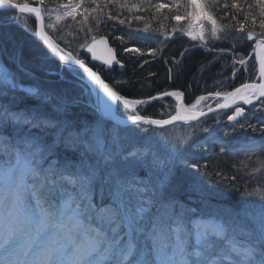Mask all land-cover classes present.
I'll use <instances>...</instances> for the list:
<instances>
[{"label": "snow or ice", "instance_id": "6c2138e0", "mask_svg": "<svg viewBox=\"0 0 264 264\" xmlns=\"http://www.w3.org/2000/svg\"><path fill=\"white\" fill-rule=\"evenodd\" d=\"M85 2L67 0L61 7L62 15L57 13L55 20L61 21L65 17L75 20L78 15L88 19L92 15L97 25L103 23L106 27L112 23L113 26H125L129 35L139 31L133 28V22H144L143 14L133 10H141L146 0L136 3L130 0H87V7L84 6ZM37 3L39 6L19 0H0V7L34 14L35 19L41 22L35 35L42 40L43 45L60 61L68 62L69 67L72 63L78 65L82 75L103 90L108 100L101 99L99 103L105 113H111L113 109L109 100L118 102L131 112L128 119L133 125L164 128L175 122L198 121L209 113H218L234 106L231 114L226 115L233 130L239 128L264 133V120L251 122L246 109L238 103L251 105L256 101L261 106L257 111L264 112V0H253L248 5L249 8L258 9L260 18L261 31L255 37L253 49V59L259 61L258 82H242L231 91H208L207 95L196 96L195 103L187 106L181 103L185 96L181 90H160L146 98H129L121 91L114 90L86 59H78L74 51H65L53 42L43 24V13L48 11L45 0H37ZM188 3L191 4V11H186L184 17L180 14L170 17L176 22L170 31L165 29L161 34L159 29L156 30V40L161 44L178 38L177 34L183 32V26L180 25L182 19H186L189 24L187 37L192 42H200L205 48L213 40L232 39L239 45L253 39L254 31L246 30L243 22H239L238 29L233 31L227 28L221 31L218 28L217 19L211 10L218 7L219 0H210L211 10H205L203 0H188ZM112 5H118L128 14L120 18L118 14L108 11ZM153 7L156 13H160L169 9L170 5L155 3ZM171 7L178 13L179 0H173ZM229 7L239 10L240 4L233 0L230 6L225 4L220 11L226 13ZM249 15L255 25L256 16ZM231 18L235 19V16ZM161 35L164 39H161ZM119 39L123 41V36ZM106 40V35L91 36L85 47L87 53L92 54V61L101 59L96 56L97 44L105 45ZM135 43V40L129 41L133 46L123 45L121 51L143 57L145 53L142 47L134 46ZM195 46L193 43L192 47L178 53L180 59L169 58L168 63L172 64L167 72L169 78H175L183 65V58ZM216 50L222 54L221 58L228 56L229 52L233 54L230 57L233 72L237 65L243 67L250 62L245 56L238 55L235 47ZM106 52L107 55L102 58L103 65L123 66L112 48L106 46ZM147 55L153 59L160 58L161 48L150 46ZM150 63L152 60L143 61V65ZM201 69L207 72L209 66L202 65ZM154 75L149 71V79ZM223 82L222 79L216 87H220ZM28 91L35 92L36 98L42 103L51 104L52 114H41L36 109L15 110L0 105V131L9 124L29 129L23 131V127H18L17 135L23 141L30 165L21 169L15 180L11 172L0 176V264H103L106 257L111 260V264H123L124 260H127V264H224L229 257L233 258L230 264H264V206L243 213L215 209L206 201L204 208L188 207L168 191L170 178L174 174L173 167L163 171L166 167L163 160L153 158L149 161L130 140L125 141L106 129L102 121L92 126L73 125L65 118L68 102L64 98L41 96L35 89ZM172 97L175 98L176 107L174 114H168L167 118L142 114L143 107ZM206 100L214 101L215 107L207 104V111L201 108V102ZM31 129L50 134V140L33 135ZM230 134L224 133L225 136ZM59 145L78 153V161L60 164L52 159ZM220 152L225 153L226 148L222 146ZM191 167L197 169L199 165L193 163ZM141 170H144L143 175ZM29 173L37 181L31 185L34 195L39 193L50 199L61 193L65 196L58 219L55 213L41 206L39 198L37 212L27 209L23 202V191L27 186L25 177ZM97 190L99 203L96 202ZM194 217L204 218L194 220ZM85 219L89 221L88 227L83 224ZM92 223L98 226L93 227ZM229 232H239L244 242L237 246L234 240L229 239ZM225 242L224 247H218V244Z\"/></svg>", "mask_w": 264, "mask_h": 264}, {"label": "trees", "instance_id": "16d2710c", "mask_svg": "<svg viewBox=\"0 0 264 264\" xmlns=\"http://www.w3.org/2000/svg\"><path fill=\"white\" fill-rule=\"evenodd\" d=\"M24 1L37 3V0H19V2ZM60 2H67V0H45V5H53ZM130 2L136 3L138 0H130ZM181 2L182 0H179V14H181L180 6L183 7L185 4V2ZM232 2L233 0H219L218 7L215 10H211L210 0L204 1L208 10H211L212 15L217 19L218 25L222 28L221 31L225 28L229 31L238 29L239 22H243L246 30L254 31V39L256 35H259L261 29L259 28L260 18L258 9L248 7L249 4L253 3V0H237L240 4L239 10L231 9L229 7L226 13L220 11L225 4L230 6ZM155 3H167L170 5V8L167 9L166 13H164L163 10L160 13H156L155 8L153 7ZM172 3L173 0H146L141 10H133L136 11L137 14H143L144 22H133V28L139 29V31L133 32L131 35L128 34L129 30L125 26H113L112 23H109L106 27L103 23L97 25L94 17L91 15L84 23L80 24L79 28L73 30L70 38H61L64 39L66 43L59 42V44L65 47V44L69 41L76 43V40L78 39L80 40V43H83L91 39L92 35H106L110 44L115 48L118 59L124 63V68L119 70L115 66L111 70H102V68H100V71L103 73L102 75L104 79L111 85V87L117 91H121L122 94L129 98L146 97L160 90L179 88L185 92L186 102L191 103L195 100V97L200 94L208 91L227 90L234 87V85L248 81L252 77L255 78L256 73L255 75H252L253 70L256 67L255 62L252 56L248 57L253 39L246 40L239 45L235 44L232 39L221 40L219 42L213 40L206 48L200 42H192L183 32L177 35L178 38L171 39L166 44H161L156 40L157 29H159L162 34L165 29L170 31L173 25L176 24V22L174 24L173 20L170 19L175 11V8L171 7ZM84 6H88L87 0ZM108 11L118 14L120 18H124L125 15L128 14L120 9L118 5H112ZM11 14L13 13L4 10L0 11V18H5ZM249 14L256 16L255 25L252 24L251 16ZM233 16H235V19L231 18ZM246 16L248 19H245ZM9 20L11 31L15 35V41H17L19 34L25 30L26 25L24 23L23 25L20 24L17 16L11 17ZM29 21L31 20L29 19ZM29 31L32 32V36L27 34L24 36H28L26 37V40L31 41L33 46L32 51L24 50L20 44H15V46L12 47L13 49H10V44L8 46V42H6L7 45L5 46L4 41H2L0 36L1 48L5 46L8 49L7 51L12 53V55L3 54V57H14V54H17L18 52L22 53L23 51L24 56L34 58L35 55L33 51L39 50L40 48L43 49V47L34 36V28L31 27ZM121 36H123V41L119 39ZM32 37L34 41L31 40ZM161 39H164L163 35H161ZM131 40L136 41L134 46L142 47L145 53L143 57L136 54H124L121 51L123 45L133 46L132 44H129V41ZM193 43H195L196 46L192 48V51L186 58H183V65L175 74V78H169L167 72L168 69L172 68V64L168 63L169 58L180 59L177 54L182 52L185 48L192 47ZM213 45H215V47H213ZM150 46H158L161 48L162 55L160 58L153 59L147 55V48ZM229 46L237 48L238 55L245 56L246 60L250 61L243 67L237 65L235 72H233L231 68L233 61L230 57H232L233 54L229 52L228 56L221 58L222 54L216 50L218 48H228ZM37 58L40 59L39 56H37ZM144 59L152 60V63L143 65ZM216 61L219 62L216 63ZM23 62L24 63L20 68L25 71V74H28L30 68L26 65L27 63L24 60ZM38 62L41 63V60ZM205 64L209 66L207 72L201 69V66ZM8 66L10 70L17 71V68L13 63L8 62ZM149 71L155 73L151 79H149L148 76ZM32 73H34V75H41L38 71H33ZM42 75V78L47 77L54 80L62 79L58 78V75L56 74L57 78L54 76L52 78L51 75L45 73ZM250 75L251 78H249ZM222 79L224 81L223 84L220 87H216ZM23 94L27 96V98H30L31 96V94L28 93ZM33 102L35 103L34 100ZM161 102H164V100L153 102L151 105H156ZM73 103V105L68 108L65 116L74 121H76L75 118H79L78 121L81 122L83 121L82 117H85L84 115L87 114L82 111L83 106L77 107L76 102ZM42 104L45 111H50L51 113V104H48L49 106L44 103ZM146 109L148 108L142 109V111L144 110L142 114L156 116L154 112ZM117 111L121 116L130 113L128 111H121L120 107ZM219 114L220 113H217L207 117L206 125L211 127L213 121L216 120ZM219 119L222 121L221 118ZM218 126L220 127L218 134H215L213 131L210 133L209 130L207 132L202 131L205 127L201 128L199 136L200 140L197 144H194L196 148L194 149L191 147V150H188L190 155L192 152H195V154L191 156V162L184 165L177 164L179 165V168L174 169V174L171 176L168 191L170 195L174 196L188 207H199L206 201L210 205L216 204L218 206H227L230 210L236 211L239 207V203L237 202V199L239 201V195L251 193L253 196L254 190L256 188H261V186L264 185V146L260 148L246 146L249 148L247 151L243 149L245 147L237 149L232 146L231 148H228L226 145H221V143L218 144L213 138L219 136L224 141V138L226 137L223 134L229 132L228 127L231 125L230 123H226V125L218 124ZM135 128L144 131L148 127L136 126ZM253 133H258V136L261 137L264 143V133L254 131ZM249 134L252 135L251 133ZM47 139L50 140V138ZM47 139L45 138L46 141ZM222 146L226 148L225 153L220 152ZM144 155L147 156L149 161L153 160V158H149L148 152ZM76 158L79 159L78 153L65 148L63 145H59L56 148L55 155L52 157V159L60 164H64L70 159ZM193 163L198 164L199 167L193 169L191 167V164ZM46 166L44 167L46 168ZM69 171H71V169H69ZM196 172H199L203 178L201 179L195 176ZM143 174L144 172L141 170V175Z\"/></svg>", "mask_w": 264, "mask_h": 264}, {"label": "rangeland", "instance_id": "374dc122", "mask_svg": "<svg viewBox=\"0 0 264 264\" xmlns=\"http://www.w3.org/2000/svg\"><path fill=\"white\" fill-rule=\"evenodd\" d=\"M204 1L205 0H203V7L205 8V10H208L206 3H204ZM182 2H185V4L183 7L180 6L181 8L180 15L184 17L186 11L187 12L191 11V4L188 3V0H182ZM64 3L67 2H60L53 5H46L48 11L43 13L44 25L46 26L45 28L47 29L50 38L57 44H59V42L66 43L64 39L70 38L72 36L73 30L79 28L80 24L84 23L87 20L84 19L82 15H78L75 20L65 17L61 21H56L55 20L56 14L59 13L62 15L61 7ZM3 10L9 13H13L5 18H0V36L2 41H4V45L6 46L7 45L6 42H8V46L10 44L11 47L10 49H13L12 47H14L15 44H20L24 50L32 51L33 50L32 43L31 41L26 40V37L28 36L25 37L24 35L27 34L29 36H32L31 34L32 32L29 31V29H31L32 27L34 28V36L36 38L35 23L33 22V19L23 14L17 15L19 13L13 12L12 10L9 9H0V11ZM82 11L83 9H81V12ZM163 12L166 13L167 10H163ZM173 14H177L176 9L173 12ZM14 16L18 17L20 24L23 25L24 23L26 25L25 30L21 34H19L17 41H15V37H14L15 35L12 33L11 27L9 25L10 24L9 19ZM29 19L31 21H29ZM173 22L175 24V21ZM50 24L54 25V27L51 28L47 27V25ZM180 25L183 26V33L186 35L187 31L190 30L187 20L182 19ZM217 26L218 28H220L218 23ZM205 30L207 32L208 30L207 26ZM31 40L34 41L33 37ZM90 40L91 39L83 43H80V40L78 39L76 40V43L69 41L67 44H65V48L74 51V53L78 57H82V56L84 57L87 50L85 46L90 42ZM253 41L255 42V38L253 39ZM5 46H3L2 48L0 46V105L8 106L15 110L36 109L41 114L51 115L52 112L50 113V111H45V108L41 103V100L36 98L35 92L20 90L21 86H26L28 89H35L36 92H38L41 96L48 95L54 98L57 97L64 98L68 102V108L74 104L73 102H76L77 107L83 106L82 111H84L87 114L84 115L85 117H82L83 121L81 122L78 121L79 118H75L76 121H74L65 116L66 119L70 120L73 123V125L77 127L92 126L97 121H102L106 129H108L118 137L124 139L125 141L130 140L131 144H134L137 147V149L141 152L142 156H144V154L148 152L150 159L159 158L160 160H163L165 162L166 167H173L174 169L179 168V165L177 164L184 165L191 162L192 160L191 156L195 154V152H192L190 155L188 150H191V147H193L194 149L196 148L194 144H197L200 140L199 136L201 133V128L204 127L203 124L198 125L197 122L194 123L179 122V123H174L173 125L170 126H166L164 128H156V127L147 128L144 131H141V129L139 128H135L136 125L119 126L115 124L113 121H111V119L106 117L104 118L98 114L99 111L97 110L94 93L92 92L93 90L97 89L98 86L95 85L90 80H88L86 76H83L82 71L72 66L69 67V65L67 64L55 62L53 56H50L44 50V48L43 49L40 48L39 50L33 51L35 55L34 58H28V56H24L22 49H21L22 53L18 52L17 54H14V57H3V54L12 55V53L7 51L8 49ZM87 55L89 57L88 61L93 65V67L96 70L100 71L101 70L100 68H102L103 70V67L105 65H103L102 61L100 60L92 61L90 55L89 54ZM37 56H39L40 59L37 58ZM17 57H19V59ZM23 60L27 63L26 65L30 68L28 74H25L24 73L25 71H23L20 68V66L24 63ZM39 60H41V63L38 62ZM8 62L13 63L17 68V71L10 70L8 66ZM112 67H115V65ZM33 71H38L40 72L41 75H36V74L34 75V73H32ZM43 73L47 75H51L52 78L53 76L57 78L56 75H58V78H62V79L54 80L47 77L42 78ZM255 73L256 70L254 69L252 75H255ZM13 85H15V87ZM22 93H28L31 94V96L30 98H27V96H25ZM28 99L30 100V102ZM33 100L35 101V103L33 102ZM170 101H171L170 99H166L164 100V102L158 103L156 105H152L150 109L152 111H156V113H160V115H165L170 112V107H169V105H171ZM109 103L113 105L112 112L118 109L119 107L123 112L126 111L130 112L129 110L124 109L123 106L119 105L117 102L109 100ZM211 103L212 100L202 101L200 107L204 108L207 104H211ZM146 107L148 106H145L144 108ZM260 107H261L260 105L255 107L254 108L256 109L255 113L248 117L249 119L251 118L250 119L251 122L259 123L261 120H264V112L257 111V109ZM215 114L216 113H214V115ZM129 115H131V112L126 114V116ZM226 115L227 114H221L217 116L216 120L213 121L212 126L209 128L210 133L213 131L215 134H218V130L220 129L218 124L226 125L223 124V119L224 117H226ZM208 116L209 115H207L205 118H207ZM219 118H221L222 121H220ZM18 127H23V131H29V129H27L26 127L17 126L16 124H9L6 128L0 131V159H1L0 167L10 166V165L13 166L14 164L15 167L11 168V172H12L11 175L14 180L18 177V173L21 169L30 167L28 163V158L24 151L23 141L21 140L20 136L17 135ZM235 130H238L235 135L239 133V135L246 136L249 133H251L252 137H254V139L252 137L250 138V141L252 142L251 143L252 146L256 148H260L264 146L263 140L261 139L260 136H258L259 135L258 133L254 134L252 130L243 129L242 134H240L239 132L240 130L238 128H236ZM30 131L35 136H42L46 139L50 138V134L46 135V133L41 131L40 129H31ZM217 143L220 144L219 142ZM225 145L228 148H231L232 146L237 149L245 147L243 149L248 151L249 148L246 146L250 144L246 143L244 138L237 137L232 140L229 138L226 141ZM69 161L76 162L78 161V159L77 158L70 159ZM169 161H171L172 163H169ZM142 171L144 172V170ZM195 176L201 179L203 178L201 177V174L199 172H196ZM29 177H31L30 173L28 175V178ZM30 179L34 184L37 183V181L34 180L32 177ZM95 195H96V202L99 203L100 202L99 190H97V193ZM239 196H240L239 201L237 199V202L239 203V207L236 211L230 210V208H228L227 206H218L216 204L215 205L211 204V206L215 209L233 212V213H243V212H250L253 210H257L262 206H264V199H262V197H264V185H262L261 188H256L254 190L253 196L251 195V193H244ZM57 197H59V199L62 200L60 201L59 204V206L62 207V203L63 200L65 199V196L61 193L58 194ZM24 199L26 198L23 194V202L25 204ZM25 205L28 207L27 204ZM202 206H204V204H201V206L199 207L195 206L192 208H196V209L204 208ZM35 212H37V210H34V213ZM199 218H204V217H199ZM193 219L195 220L198 218L194 217ZM83 224L84 226L89 225V221L88 220L83 221ZM228 235H229V239L234 240L237 246L241 245L244 242V237L240 235L239 232L236 233L229 232ZM225 245L226 242L224 244H218V247H224ZM232 259H233L232 257L225 259L224 264H230ZM103 264H111V260L106 257L104 259Z\"/></svg>", "mask_w": 264, "mask_h": 264}, {"label": "water", "instance_id": "95a60500", "mask_svg": "<svg viewBox=\"0 0 264 264\" xmlns=\"http://www.w3.org/2000/svg\"><path fill=\"white\" fill-rule=\"evenodd\" d=\"M32 6H34V5H32ZM37 6H39V5H37ZM0 9H7V8L0 7ZM9 10H11V9H9ZM12 11H13V12H19V11H17V10H12ZM19 13H20V12H19ZM22 14H25V15L31 17V18L35 21L36 28H37V32H38V31H39V27H40L41 22L35 19L34 14H32V13H22ZM43 24H44V21H43ZM37 37H38V36H37ZM38 40H39V42L42 44V46L47 50V52H48L49 54H51L54 58H56L58 61H60L59 58H58L57 56H55L54 54H52L51 51L48 50V49L46 48V46L43 45L42 40H40L39 37H38ZM106 46L112 48V47L109 45L108 40H106L105 45L97 44V52H96V56L101 58L100 61H102V58H103L104 56L107 55V52H106ZM112 49H113V48H112ZM89 54H90V53H89ZM113 54L115 55V51H114V49H113ZM90 55H92V54H90ZM255 61H256L257 69H258V67H259V61H258V60H255ZM60 62H62V61H60ZM62 63H64V64H68V62H62ZM68 65H69V64H68ZM122 65H123V64H122ZM71 66H74V67H76V68L79 69L78 65H76V64H74V63H72ZM117 66H118L119 68H122V67H123V66H121V65H117ZM106 67H111V66H106ZM80 70H81V69H80ZM105 82H106V81H105ZM97 86H98V85H97ZM97 88H98V90H97V92H96V100H97V109H98V111H99V114H100L102 117H106V118L111 119L112 121H114L115 123H117V124H119V125L131 124L132 122H131L128 118H120L115 112H113V113H105V112L103 111V107H102V105L99 103V101H100L101 99L104 100V96H105V94L103 93V90L99 88V86H98ZM213 107H215V105H213ZM205 111H207V109H205ZM209 114H211V113H209ZM209 114H208V115H209ZM153 118H154V117H153ZM166 118H167V117H166Z\"/></svg>", "mask_w": 264, "mask_h": 264}, {"label": "bare ground", "instance_id": "6f19581e", "mask_svg": "<svg viewBox=\"0 0 264 264\" xmlns=\"http://www.w3.org/2000/svg\"><path fill=\"white\" fill-rule=\"evenodd\" d=\"M256 66H257V64H256ZM253 81L258 82L254 77H252L251 79H249L247 82H253ZM21 90L24 91L23 88H22ZM92 90H93V87H92ZM97 90H98V88L92 91V92L94 93L95 104H96V106H97V100H96V92H97ZM22 94H23V93H22ZM200 95H207V92H206V93H203V94H200ZM34 97H35V96H34ZM104 100H108V98L106 97V95L104 96ZM181 103H185V104H186V102H185L184 99L181 100ZM238 103H240V105L243 104V103L240 102V101H238ZM211 105H215V102L212 101ZM259 105H260L259 103H257L256 101H254L253 104L249 105V109H248L246 115H247L248 117L251 116V115H253V114L255 113V110H256V109H254V108L257 107V106H259ZM186 106H187V104H186ZM232 107H234V106H231V107H230L229 109H227V110H222L221 113H222V114H231ZM205 109H206V107H204V110H205ZM97 110H98V109H97ZM250 119H251V118H250ZM194 122H197L198 125L203 124V126H204L205 128H207L208 130H209V128H210V126L206 125V122H207V121H206V118H205V117H204V118H200L198 121H194ZM194 122H192V123H194ZM198 125H197V126H198ZM228 128H229V133H231V134H230V138H231V139H235V138H237V137L244 138L245 142L248 143V144H250V145H248V146H250V147H254V146H252V144H251L252 142L250 141V138L252 137V135L248 134V135L244 136V135H239V133H238L237 135H235L236 132H237L238 130H233L232 126H230V127H228ZM209 131H210V130H209ZM239 132H240V131H239ZM1 133H3V132H1ZM240 134H242V133L240 132ZM10 136H11V135H10ZM167 170H168V167H165V168L163 169V171H167Z\"/></svg>", "mask_w": 264, "mask_h": 264}]
</instances>
